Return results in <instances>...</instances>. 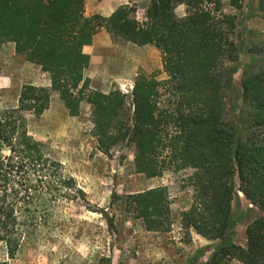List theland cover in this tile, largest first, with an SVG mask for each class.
I'll return each mask as SVG.
<instances>
[{
    "label": "trees",
    "instance_id": "16d2710c",
    "mask_svg": "<svg viewBox=\"0 0 264 264\" xmlns=\"http://www.w3.org/2000/svg\"><path fill=\"white\" fill-rule=\"evenodd\" d=\"M184 5L188 13L177 18ZM230 6L241 9L240 0ZM136 7L121 6L109 17L84 16V0H0V43L47 72L50 88L22 86L18 107L0 115V246L8 264L45 219L47 207L84 196L44 145L29 135L21 112L39 119L56 92L69 117L81 104L91 108L98 150L134 145L135 168L148 178L167 171H190L191 205L181 213L186 242L191 233L218 241L204 264H264V71L244 75L243 100L250 105L251 134L224 121L226 81L221 65L234 51L237 18L222 0H149L144 21ZM104 29L114 39L153 45L161 54L163 81L138 76L130 96L89 90L83 71L89 56L82 48ZM231 57V56H230ZM154 77V76H153ZM244 201L263 214L246 228L245 248L234 243L232 204ZM128 212L147 231L169 232L173 220L165 188L124 197ZM45 209L39 210L37 204Z\"/></svg>",
    "mask_w": 264,
    "mask_h": 264
},
{
    "label": "rangeland",
    "instance_id": "374dc122",
    "mask_svg": "<svg viewBox=\"0 0 264 264\" xmlns=\"http://www.w3.org/2000/svg\"><path fill=\"white\" fill-rule=\"evenodd\" d=\"M130 3L129 7H136L139 21H144L149 0ZM247 3L240 0L239 10L222 3L224 12L237 18L232 35L234 51L221 65L226 81L224 121L234 129L240 128L242 139L252 130L250 105L243 100L240 82L244 75L264 71V32L249 28L250 23L259 21H253L256 14L246 19L242 6ZM260 8H264V0ZM174 13L182 18L188 10L179 5ZM27 65L23 57L15 54L12 43H0V115L17 109L20 90L27 85L31 71ZM138 76L166 79L162 70ZM114 87L127 96L133 88L126 83ZM56 95L51 92L53 104L39 119L30 112L19 115L29 135L44 145V153L62 165L64 174L74 179L84 196L48 206L45 219L23 242L17 255L7 259L8 264H202L218 241L208 243L194 233L189 242L185 240L180 215L191 205L192 191L186 181L191 172L167 171L162 177L148 178L137 172L134 145L130 143L115 146L109 156L104 155L94 138L90 106L83 103L80 115L69 118ZM158 187L167 190L171 201L173 224L166 233L147 231L124 205V197ZM37 207L45 209L42 201ZM262 214L239 194L232 204V219H240L234 229L236 245L246 247V228ZM3 259L6 256L0 246V261ZM229 264L241 263L232 260Z\"/></svg>",
    "mask_w": 264,
    "mask_h": 264
},
{
    "label": "crops",
    "instance_id": "0c3cea01",
    "mask_svg": "<svg viewBox=\"0 0 264 264\" xmlns=\"http://www.w3.org/2000/svg\"><path fill=\"white\" fill-rule=\"evenodd\" d=\"M130 2L131 0H84V16L100 15L109 17L119 7L131 6ZM248 2L246 6L245 4L242 6L246 19L250 20L251 14H256L253 21H259L250 23L249 28L259 29L264 32V8H260L261 0H248ZM222 3L224 7L229 5V8H231L230 0H222ZM136 18L139 21L138 13ZM82 52L89 56V65L83 71L84 78L89 80V90L97 91L104 95L115 89L114 84L126 83L131 89L139 74L148 76L162 70L161 54L153 45L137 46L124 40L115 41L104 29H100L92 37L90 45L84 46ZM26 63L31 71L28 73L25 84L50 88L48 73L42 71L40 66L29 62ZM120 88L125 89L124 85H121ZM56 96L58 97V95ZM83 103L86 104V102ZM83 103L81 104V110L85 105ZM52 104L51 98L49 108ZM194 235L205 242H210L195 233ZM210 254L211 248L208 252V257L202 264L207 261Z\"/></svg>",
    "mask_w": 264,
    "mask_h": 264
},
{
    "label": "built area",
    "instance_id": "2783aa9c",
    "mask_svg": "<svg viewBox=\"0 0 264 264\" xmlns=\"http://www.w3.org/2000/svg\"><path fill=\"white\" fill-rule=\"evenodd\" d=\"M124 92H127L126 90H124Z\"/></svg>",
    "mask_w": 264,
    "mask_h": 264
}]
</instances>
